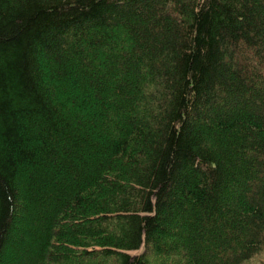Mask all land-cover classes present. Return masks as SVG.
Returning a JSON list of instances; mask_svg holds the SVG:
<instances>
[{
    "label": "trees",
    "instance_id": "obj_1",
    "mask_svg": "<svg viewBox=\"0 0 264 264\" xmlns=\"http://www.w3.org/2000/svg\"><path fill=\"white\" fill-rule=\"evenodd\" d=\"M263 255L264 0H0V264Z\"/></svg>",
    "mask_w": 264,
    "mask_h": 264
},
{
    "label": "rangeland",
    "instance_id": "obj_2",
    "mask_svg": "<svg viewBox=\"0 0 264 264\" xmlns=\"http://www.w3.org/2000/svg\"><path fill=\"white\" fill-rule=\"evenodd\" d=\"M262 258H264V255H263V257ZM249 264H264V260H255V261H253V262H250Z\"/></svg>",
    "mask_w": 264,
    "mask_h": 264
}]
</instances>
